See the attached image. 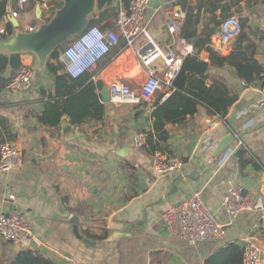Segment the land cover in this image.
Returning <instances> with one entry per match:
<instances>
[{
	"label": "crops",
	"instance_id": "obj_1",
	"mask_svg": "<svg viewBox=\"0 0 264 264\" xmlns=\"http://www.w3.org/2000/svg\"><path fill=\"white\" fill-rule=\"evenodd\" d=\"M3 1L7 13L0 27L10 22V8L11 15L18 12L20 28L28 30L40 24L38 5L42 7L41 22H47L64 0H0ZM118 11L114 1L96 14L102 18L98 25L117 28ZM175 11L185 14L177 36L168 28ZM230 18H237L240 28L243 26L247 32L245 44H256V59L264 73V0H151L144 21L148 36L141 34L132 46L122 38L89 70L93 76L71 96L81 117L103 106L100 119H87L79 125L67 115L56 127L37 120L47 99L40 89H52L53 79L46 67L39 72L34 53H21L22 64L34 69L33 86L29 92L5 88L0 91V139L15 144L22 153L20 165L0 171V213L28 215L34 237L27 249L51 257L56 264H69L67 258L81 264H204L221 247L236 243L243 248L245 239L252 236L262 247L264 264V228L258 214L249 212L233 218L224 206L232 186L243 185L253 196L264 192V111L253 109L264 98V76L261 73L246 83L234 67L216 63L220 56L231 53L236 37L226 52L207 48H211V42L219 45L222 25ZM203 36L206 45L199 49L194 43ZM150 39L163 50L192 44L195 54L191 56L210 64L205 74L207 82L220 80L238 95L225 119L209 114L200 105L185 122L167 125V151L157 152L182 163L167 173L154 166L157 152L148 155L144 145L138 146L135 141L140 131L147 134L153 128V103L166 91L161 90L150 102L140 103L104 102L102 95L113 82L138 88L150 69L164 74L162 59L145 64L143 51ZM1 54L8 53L0 50ZM17 71L9 67L5 75L12 78ZM170 93L167 91L163 100ZM64 118L71 126L68 130L63 127ZM230 133L234 138L217 154L218 145ZM236 135L242 139L243 147H236ZM241 149L256 159V165L241 166ZM197 194L213 216L226 225L227 236L222 244L202 241L192 245L173 238L165 227L163 213ZM73 215L80 217L81 234L96 244L75 235ZM115 231L129 235L114 238ZM106 234V239L99 238ZM21 250L24 249L0 237L1 264H9Z\"/></svg>",
	"mask_w": 264,
	"mask_h": 264
},
{
	"label": "built area",
	"instance_id": "obj_2",
	"mask_svg": "<svg viewBox=\"0 0 264 264\" xmlns=\"http://www.w3.org/2000/svg\"><path fill=\"white\" fill-rule=\"evenodd\" d=\"M119 11L116 22L117 28L104 29L100 25H89L85 31L71 39L60 54L65 63L67 73L78 77L95 66L110 50L124 38L128 46H132L141 35L148 36L144 26L146 13L151 0H133L126 6L124 0H115ZM46 5V4H45ZM18 12H13L14 18ZM185 18L183 12L175 11L168 22L171 34L177 36L182 31V22ZM37 26H30L27 31H34ZM240 31V22L237 18H230L222 25L219 45L213 42L209 46L216 52H226L232 45ZM0 35H7V28L0 27ZM181 40V39H180ZM195 54L192 44L184 48L169 47L163 50L150 39L145 45L143 57L145 64L149 65L162 59L165 72L159 75L156 70H148V75L138 88H132L121 82H113L110 86L111 101L116 102H150L161 91H168L174 86L187 57ZM264 76V73H262ZM34 69L23 65L17 73L6 83L5 89L14 92H29L33 86ZM253 109L264 111V98L253 105ZM216 117H219L216 115ZM237 148L243 147L242 139L236 135ZM138 146L145 145L147 134L140 131L136 136ZM22 163V153L13 143L5 142L1 147L0 171H7ZM155 168L161 173L170 172L181 167L180 160L167 158L162 152L153 157ZM224 206L226 211L237 218L243 213L258 214L264 228V192L253 196L247 192L243 185H235L228 189ZM163 222L173 238L184 240L192 245L202 241H213L222 244L226 240V225L218 221L203 199L197 194L191 199L178 203L163 213ZM0 237L20 248L27 249L34 231L28 215L24 212L0 213ZM244 264H262V247L255 238L248 236L244 241ZM69 264H81L73 258H67Z\"/></svg>",
	"mask_w": 264,
	"mask_h": 264
},
{
	"label": "trees",
	"instance_id": "obj_3",
	"mask_svg": "<svg viewBox=\"0 0 264 264\" xmlns=\"http://www.w3.org/2000/svg\"><path fill=\"white\" fill-rule=\"evenodd\" d=\"M133 0H124L126 6H129ZM63 2L58 4L62 7ZM6 1L0 2V24L6 16ZM102 18L92 19L90 26L99 24ZM50 19L47 20V22ZM7 37L13 33V24L8 22ZM190 37V36H188ZM249 39L244 27L241 26L239 33L236 35V42L233 50L227 56H220L216 61L220 66L230 65L235 68L238 76L251 83L260 77L263 72V66L256 59L257 46L255 43L245 41ZM206 45V37H199L194 46L199 49ZM209 50L212 48L207 47ZM61 48L53 52L46 64L47 74L53 79V88L48 89L42 86L41 94L46 96L43 109L37 114V120L46 126L56 127L59 125L61 118L67 115L72 123L79 125L87 119H100L103 114V106L100 105L95 112L87 117H81L71 102V96L80 90L86 82L93 76V73L86 71L78 77H73L67 73L65 63L60 59ZM190 56L185 60L184 66L174 82L173 88L168 90L170 95L163 100L166 92H162L155 99L152 112L153 128L147 132L148 139L143 146V150L148 155H153L157 151H167L166 141L169 139L167 125L169 123L185 122L189 116L198 112L199 106L204 105L211 115H218L225 119L230 107L236 102L238 95L231 92L228 86L220 81L214 80L208 83L207 75H197L188 71L190 65ZM21 54H1L0 55V91L11 77L5 75L6 70L10 67L12 70H19L22 67ZM7 142L6 139H0V144ZM247 151H239V160L244 167L248 163H255L254 157H248ZM108 234L99 236L100 239H106ZM244 249L236 243H231L221 247L214 254L209 256L204 264H244ZM1 264V262H0ZM9 264H56L54 260L35 252L31 249L21 250Z\"/></svg>",
	"mask_w": 264,
	"mask_h": 264
},
{
	"label": "water",
	"instance_id": "obj_4",
	"mask_svg": "<svg viewBox=\"0 0 264 264\" xmlns=\"http://www.w3.org/2000/svg\"><path fill=\"white\" fill-rule=\"evenodd\" d=\"M115 0H64L62 7L58 8L53 17L48 22H41L42 7L38 5V19L40 24L34 31L23 30L20 22L11 15L8 8V19L15 27L14 32L0 39V50L9 54L32 52L37 56L38 69L42 72L53 52L66 45L71 39L82 34L90 25L96 14L100 13L105 7L112 6ZM191 63L188 66L189 72L193 74L205 75L209 70V62L199 59L197 56L190 57ZM104 102H110V89L105 87L102 92ZM64 129L68 130L71 126L68 118L62 121ZM234 138L230 133L218 145L217 154L222 153ZM71 221L74 223L75 235L88 244H96L95 241L85 237L79 230L80 217L73 215ZM126 234L115 231L114 238L124 237Z\"/></svg>",
	"mask_w": 264,
	"mask_h": 264
},
{
	"label": "rangeland",
	"instance_id": "obj_5",
	"mask_svg": "<svg viewBox=\"0 0 264 264\" xmlns=\"http://www.w3.org/2000/svg\"><path fill=\"white\" fill-rule=\"evenodd\" d=\"M53 14H54V12H53ZM63 50H64V48L61 49V52H62Z\"/></svg>",
	"mask_w": 264,
	"mask_h": 264
}]
</instances>
